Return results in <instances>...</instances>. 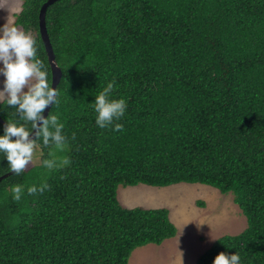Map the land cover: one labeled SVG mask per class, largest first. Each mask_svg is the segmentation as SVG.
I'll return each instance as SVG.
<instances>
[{"label": "trees", "instance_id": "obj_1", "mask_svg": "<svg viewBox=\"0 0 264 264\" xmlns=\"http://www.w3.org/2000/svg\"><path fill=\"white\" fill-rule=\"evenodd\" d=\"M45 1L21 0L13 26L36 39L50 82L37 25ZM44 21L61 71L47 116L64 124L56 156L71 163L42 166L54 148L40 140L38 163L0 181V264H127L176 229L166 208L122 207L117 188L177 184L231 193L245 219L194 264L221 252L264 264V0H58ZM110 81L127 108L101 129L92 104ZM14 113L0 104L4 124L23 123ZM9 172L0 153V176Z\"/></svg>", "mask_w": 264, "mask_h": 264}, {"label": "clouds", "instance_id": "obj_2", "mask_svg": "<svg viewBox=\"0 0 264 264\" xmlns=\"http://www.w3.org/2000/svg\"><path fill=\"white\" fill-rule=\"evenodd\" d=\"M36 54V39L32 35L7 23L0 27V73L4 76L0 104L13 106L14 115H18V121L23 122L7 120L4 134L0 136V153H3L9 171L14 175H20L31 163L40 140L45 147L54 148L48 153L51 158L42 160V166L51 171L71 163L67 156H56V152L66 149L67 138L62 134L64 124L59 122L56 115H48L47 118L42 115L47 107L58 103L59 93L56 87L51 86L48 71ZM115 87L114 81L108 82L92 104L96 113L95 123L101 129L112 126L125 114L126 100L111 98ZM112 130L123 131V125L115 123ZM49 188L47 183L39 188L33 185L27 188V193L34 195ZM11 191L13 199L19 201L24 187L17 184ZM212 264H240V256L221 252L215 256Z\"/></svg>", "mask_w": 264, "mask_h": 264}, {"label": "rangeland", "instance_id": "obj_3", "mask_svg": "<svg viewBox=\"0 0 264 264\" xmlns=\"http://www.w3.org/2000/svg\"><path fill=\"white\" fill-rule=\"evenodd\" d=\"M20 4L21 0H0V27L6 23L13 26ZM3 81L0 73V90H3ZM38 156L36 146L29 165L37 164ZM116 195L124 208H166L176 229L173 238L158 246L145 245L133 250L127 264H194L216 239L237 235L245 228V219L233 203L232 194L222 195L207 186L177 184L151 188L137 185L118 187Z\"/></svg>", "mask_w": 264, "mask_h": 264}, {"label": "water", "instance_id": "obj_4", "mask_svg": "<svg viewBox=\"0 0 264 264\" xmlns=\"http://www.w3.org/2000/svg\"><path fill=\"white\" fill-rule=\"evenodd\" d=\"M58 0H46L39 8L38 11V15H37V20H38V33H39V37L40 40L42 42L43 48H44V52L46 54V60L49 66V70H50V83L51 86L53 88H55L60 80L61 77V71L58 68L55 60H54V56H53V52L51 49V45L49 43L48 40V36L46 33V28H45V21H44V17H45V11L47 9L48 6H50L51 4H53L54 2H56ZM51 106L47 107L45 109V111L42 113V115L46 118L48 111L50 109ZM1 125L4 127V123L0 120ZM12 139H15L14 137ZM12 172H9L7 174H4L3 176H0V181L2 179H4L5 177H8L9 175H11Z\"/></svg>", "mask_w": 264, "mask_h": 264}, {"label": "crops", "instance_id": "obj_5", "mask_svg": "<svg viewBox=\"0 0 264 264\" xmlns=\"http://www.w3.org/2000/svg\"><path fill=\"white\" fill-rule=\"evenodd\" d=\"M201 255V254H200ZM196 260V259H195Z\"/></svg>", "mask_w": 264, "mask_h": 264}]
</instances>
